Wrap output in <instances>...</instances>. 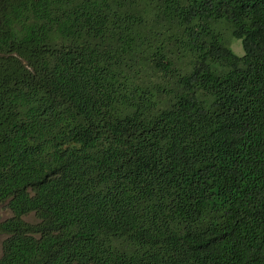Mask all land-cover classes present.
Listing matches in <instances>:
<instances>
[{
  "label": "trees",
  "instance_id": "16d2710c",
  "mask_svg": "<svg viewBox=\"0 0 264 264\" xmlns=\"http://www.w3.org/2000/svg\"><path fill=\"white\" fill-rule=\"evenodd\" d=\"M0 204V264H264V0H0Z\"/></svg>",
  "mask_w": 264,
  "mask_h": 264
},
{
  "label": "rangeland",
  "instance_id": "374dc122",
  "mask_svg": "<svg viewBox=\"0 0 264 264\" xmlns=\"http://www.w3.org/2000/svg\"><path fill=\"white\" fill-rule=\"evenodd\" d=\"M231 48L233 49V51L237 55L243 54V49H242V45H241L240 39L232 38L231 39ZM10 215H11L10 210L5 205L0 204V219L7 218ZM23 218L26 221H29V222L37 221V219H36V217L34 216L33 213H28V214L24 215ZM3 238H4V235L0 234V250H1V241L3 240Z\"/></svg>",
  "mask_w": 264,
  "mask_h": 264
}]
</instances>
